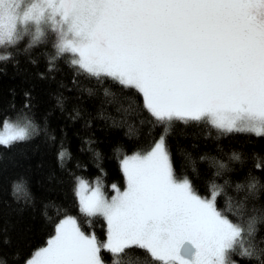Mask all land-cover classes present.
<instances>
[{
	"label": "snow or ice",
	"instance_id": "1",
	"mask_svg": "<svg viewBox=\"0 0 264 264\" xmlns=\"http://www.w3.org/2000/svg\"><path fill=\"white\" fill-rule=\"evenodd\" d=\"M49 35V71L68 55L79 71L137 89L164 132L146 153L124 157L127 186L110 200L99 183L89 189L78 178L81 211L107 220L104 242L67 216L25 264H105L102 250L112 264H132L133 248L147 254L136 264H235L229 253L245 228L217 208L216 184L202 196L175 174L166 140L176 119L264 137V0H0V48L26 37L31 48ZM2 125V146L29 138L33 127L26 119ZM14 187L22 191L23 182ZM247 187L257 188L255 178Z\"/></svg>",
	"mask_w": 264,
	"mask_h": 264
},
{
	"label": "trees",
	"instance_id": "2",
	"mask_svg": "<svg viewBox=\"0 0 264 264\" xmlns=\"http://www.w3.org/2000/svg\"><path fill=\"white\" fill-rule=\"evenodd\" d=\"M54 39L49 35L29 48L26 37L15 47L0 48V55L9 56L0 60V126L5 120L25 119L33 126L29 138L0 145V264H25L66 216L74 217L86 235L104 242L106 222L99 214L81 211L76 179L99 182L107 195L122 189L120 159L148 151L164 132L137 89L79 71L68 55L57 59L49 71ZM166 145L175 174L187 177L202 196L208 195L209 182L216 184L217 208L245 228L230 259L236 264H261L264 137L176 119ZM233 153L240 159H232ZM252 178L257 188L249 191ZM21 181L23 190L17 192L14 186ZM238 203H243V211L237 210ZM249 226L254 230L251 235ZM253 249L252 257L242 254ZM131 253L132 264L135 257L143 262L147 255L137 248ZM100 256L105 264H112L108 251L102 250Z\"/></svg>",
	"mask_w": 264,
	"mask_h": 264
},
{
	"label": "rangeland",
	"instance_id": "3",
	"mask_svg": "<svg viewBox=\"0 0 264 264\" xmlns=\"http://www.w3.org/2000/svg\"><path fill=\"white\" fill-rule=\"evenodd\" d=\"M70 59H71V57H70ZM13 122V121H12ZM2 126L3 125H1L0 126V128H2ZM159 139V138H158ZM157 139V140H158ZM150 150V149H149ZM148 150V151H149ZM147 152V151H146ZM146 152H143V153H141V154H144V153H146ZM134 153H132V154H129V155H125V156H131V155H133ZM125 156H123L121 159H120V166H121V169H122V165H121V162H122V160L124 159V157ZM122 172H123V170H122ZM123 175H124V177H125V186L122 188V189H118L119 191H124L125 190V188H126V176H125V174H124V172H123ZM79 178V177H78ZM78 178L76 179V181H75V191H76V195H77V184H78ZM79 179H82V178H79ZM82 180H84L85 182H86V184H87V187L89 188V189H92V188H95L96 186H97V183H99V182H97V181H95V182H93V183H89L88 181H86L85 179H82ZM99 185H100V187H101V190H102V192L104 193V191H103V189H102V186H101V184L99 183ZM116 190L117 189H114V191H113V193L112 194H110V195H107V194H105L104 193V195H105V197L107 198V199H111L112 198V196H114V195H116ZM88 194H90V193H88ZM78 197V196H77ZM78 201H79V199H78ZM79 206H80V209H81V205H80V203H79ZM102 216V215H101ZM67 217V216H66ZM103 217V216H102ZM65 218V217H64ZM64 218H62V219H64ZM74 218V217H73ZM104 218V220H105V222H106V226H107V230H108V224H107V220H106V218L105 217H103ZM61 219V220H62ZM60 222V221H59ZM58 222V223H59ZM57 223V224H58ZM55 234V233H54ZM90 235H92V234H90ZM236 264V263H235Z\"/></svg>",
	"mask_w": 264,
	"mask_h": 264
}]
</instances>
